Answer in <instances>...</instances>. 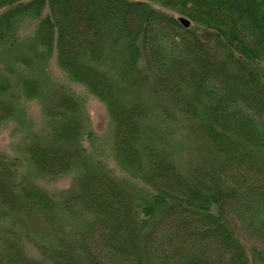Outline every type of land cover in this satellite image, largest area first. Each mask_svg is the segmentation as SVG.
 <instances>
[{
	"label": "trees",
	"instance_id": "16d2710c",
	"mask_svg": "<svg viewBox=\"0 0 264 264\" xmlns=\"http://www.w3.org/2000/svg\"><path fill=\"white\" fill-rule=\"evenodd\" d=\"M3 125L0 264H264V0H0Z\"/></svg>",
	"mask_w": 264,
	"mask_h": 264
},
{
	"label": "rangeland",
	"instance_id": "374dc122",
	"mask_svg": "<svg viewBox=\"0 0 264 264\" xmlns=\"http://www.w3.org/2000/svg\"><path fill=\"white\" fill-rule=\"evenodd\" d=\"M34 21L27 20L23 24L22 35H28L34 28ZM51 74L60 81H66L65 74L59 69L55 59L50 63ZM75 92L86 99L87 111L91 121V129L100 138L99 142L102 147L108 148L112 142V124L106 105L95 96L91 95L83 86L73 85ZM30 112L36 119L40 118V108L36 102L30 104ZM16 143V138L12 134L11 125H3L0 127V151L11 153ZM109 162L113 165L110 158ZM74 178L72 175L63 176L56 180L42 181L41 184L49 192H58L72 185Z\"/></svg>",
	"mask_w": 264,
	"mask_h": 264
},
{
	"label": "water",
	"instance_id": "95a60500",
	"mask_svg": "<svg viewBox=\"0 0 264 264\" xmlns=\"http://www.w3.org/2000/svg\"><path fill=\"white\" fill-rule=\"evenodd\" d=\"M180 21H181V23H182L184 26H186V27H189L190 24H191L190 20L187 19L186 17H181V18H180Z\"/></svg>",
	"mask_w": 264,
	"mask_h": 264
}]
</instances>
